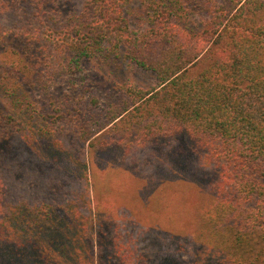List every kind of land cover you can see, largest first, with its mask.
<instances>
[{
	"label": "trees",
	"instance_id": "16d2710c",
	"mask_svg": "<svg viewBox=\"0 0 264 264\" xmlns=\"http://www.w3.org/2000/svg\"><path fill=\"white\" fill-rule=\"evenodd\" d=\"M133 2L66 9L60 0H0V40L15 59L0 61V239L9 224L28 225L43 212L37 227L50 218L55 230L62 200L86 203L92 185L88 174L45 168L39 156L21 166L8 142L52 133L82 164L89 150L113 146L129 162L146 140L186 132L218 181L183 249L149 238L151 221L126 206L113 210L109 198L97 202L104 254L108 223L120 264H169L167 253L186 264H264V0H145L139 9ZM102 56L152 71L156 83L99 94L86 62ZM85 246L91 256L81 231Z\"/></svg>",
	"mask_w": 264,
	"mask_h": 264
},
{
	"label": "rangeland",
	"instance_id": "374dc122",
	"mask_svg": "<svg viewBox=\"0 0 264 264\" xmlns=\"http://www.w3.org/2000/svg\"><path fill=\"white\" fill-rule=\"evenodd\" d=\"M84 1L60 0L66 9H78ZM143 1L134 0L131 7L139 9ZM10 48L0 40V61L11 63L15 60ZM86 67L91 74V85L103 95L120 83L142 87L156 83L154 72L119 58L102 56L87 61ZM57 87L64 90L61 84ZM36 98L34 95L29 97L31 101ZM29 99H25L23 105L26 106ZM6 100L10 105L11 102ZM57 140L58 137L52 133L36 134L31 138L25 137L18 145L8 142L6 147L12 152L9 156L17 159L21 166L39 156L46 162L45 168L62 170L74 177L88 174L92 180L90 200L83 203L75 198L63 199L66 202L59 209L56 207L57 212L53 215L57 219L58 228L55 230L49 228L50 218L38 226L43 227L46 223V230H36V224L45 212L33 216L28 225L25 224L27 220L9 224L7 238L0 239V264H120L109 224L106 223L103 231L109 233L111 239L106 255L97 232L100 206L97 202H109V198L115 204L113 210L126 206L137 217L146 216L151 221L149 238H155V241L163 239L166 244L183 249L186 238L194 232L198 210L215 196L218 169L203 163V152L186 132L146 140L129 162L125 160L126 150L113 146L98 152L89 150L87 161L82 164L78 154L60 147ZM51 210L54 208L47 209L46 213ZM103 212L109 210L104 209ZM27 226L28 230H24ZM30 228L38 233H31ZM81 231L90 239L91 256L83 253L88 246L79 248ZM68 233L72 234V245L67 244ZM75 248L80 249L77 258L70 254ZM165 259L170 261L169 264H186L171 253H167Z\"/></svg>",
	"mask_w": 264,
	"mask_h": 264
}]
</instances>
